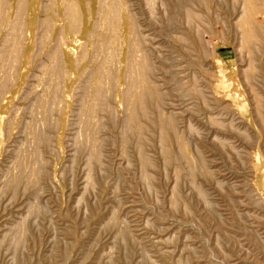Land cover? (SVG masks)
<instances>
[{
  "label": "rangeland",
  "instance_id": "obj_1",
  "mask_svg": "<svg viewBox=\"0 0 264 264\" xmlns=\"http://www.w3.org/2000/svg\"><path fill=\"white\" fill-rule=\"evenodd\" d=\"M0 264H264V0H0Z\"/></svg>",
  "mask_w": 264,
  "mask_h": 264
},
{
  "label": "bare ground",
  "instance_id": "obj_2",
  "mask_svg": "<svg viewBox=\"0 0 264 264\" xmlns=\"http://www.w3.org/2000/svg\"><path fill=\"white\" fill-rule=\"evenodd\" d=\"M5 1V0H4ZM21 1V0H20ZM249 2V4L251 5V6H249L248 7V9H247V11L251 14V15H253L254 16V14H255V8H253V7H255L253 4H252V2H250V1H248ZM35 5H36V3H35ZM35 5L33 6V11L35 10L34 8H35ZM19 6V5H18ZM253 6V7H252ZM51 12V11H50ZM76 15V14H75ZM70 16V15H69ZM32 20H33V18L31 17V16H29V23H31L32 22ZM44 20V19H43ZM66 22H68V21H66ZM18 26V25H17ZM247 27V26H246ZM17 33V32H16ZM22 34V33H21ZM65 47V46H64ZM60 52V51H59Z\"/></svg>",
  "mask_w": 264,
  "mask_h": 264
}]
</instances>
